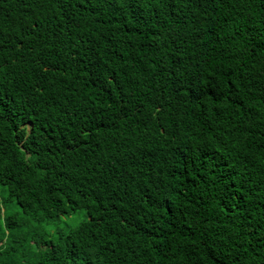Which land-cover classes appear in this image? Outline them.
<instances>
[{"label":"trees","instance_id":"1","mask_svg":"<svg viewBox=\"0 0 264 264\" xmlns=\"http://www.w3.org/2000/svg\"><path fill=\"white\" fill-rule=\"evenodd\" d=\"M0 264H264V0H0Z\"/></svg>","mask_w":264,"mask_h":264},{"label":"rangeland","instance_id":"2","mask_svg":"<svg viewBox=\"0 0 264 264\" xmlns=\"http://www.w3.org/2000/svg\"><path fill=\"white\" fill-rule=\"evenodd\" d=\"M10 211L14 214H20L22 213V209L20 206L14 201L13 203H10ZM86 218L85 212H79L75 217L66 219L63 221L62 226L68 230L70 228H75L77 225H79L84 219Z\"/></svg>","mask_w":264,"mask_h":264}]
</instances>
